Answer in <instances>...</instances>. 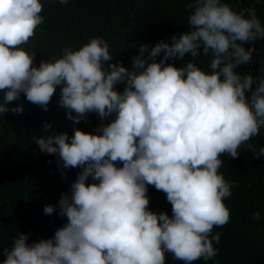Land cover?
I'll return each instance as SVG.
<instances>
[{"label": "clouds", "instance_id": "9594fccd", "mask_svg": "<svg viewBox=\"0 0 264 264\" xmlns=\"http://www.w3.org/2000/svg\"><path fill=\"white\" fill-rule=\"evenodd\" d=\"M186 7L189 30L171 43L140 44L131 68L113 63L99 36L36 66L30 39L44 22L42 3L0 0V114L22 113V104L8 107L21 94L47 111L59 86L58 106L74 124L89 113L114 117L95 133L73 128L71 137L42 125L51 131L34 138L40 151L58 156L62 169H81L69 193L43 208L67 222L31 243L30 232L19 233L10 249L0 248L2 264H166L169 253L193 264L216 257L220 234L213 229L229 223L223 201L237 186L219 171L221 157L238 158L242 145L264 157V147L248 143L264 127V78L237 71L252 62L264 26L254 7L235 11L224 0H188ZM186 54L182 66L171 62ZM210 54L205 71L196 61ZM148 186L166 195L171 216L149 209Z\"/></svg>", "mask_w": 264, "mask_h": 264}, {"label": "trees", "instance_id": "16d2710c", "mask_svg": "<svg viewBox=\"0 0 264 264\" xmlns=\"http://www.w3.org/2000/svg\"><path fill=\"white\" fill-rule=\"evenodd\" d=\"M40 2L44 22L30 39L36 52V66L41 60L58 58L64 47L77 50L90 38L99 36L109 43L112 62H122L123 66L131 68V57L138 54L140 44L171 43L172 35L189 30L188 0H69L66 5L58 0ZM224 2L232 5L235 11L254 7L264 26V0ZM24 47L27 49L28 45ZM252 47V62L237 71L264 78V38L258 39ZM189 59L186 54L184 60L171 62L182 66ZM211 59V54L201 55L196 63L210 71ZM117 90L122 91L123 85H118ZM2 95L0 92V98ZM59 96L57 86L48 110L44 111L21 94L20 99L8 107L22 104V113L0 114V248L10 249L13 238L19 233H31L28 243L51 238L54 231L67 222V218L60 217L57 212L45 215L43 208L46 204L56 205L61 193H69L81 169H62L58 156L40 151L34 138L46 136L51 131H42V125L48 122L55 131L66 132L71 137L73 128L95 133L101 123L106 124L114 118L101 121L96 113H89L85 120L74 124L66 119V110L58 106ZM248 143L257 150L264 147V127ZM238 152L240 156L236 159L227 155L221 157L224 164L219 171L237 186L223 201L230 210L229 223L213 229V235L220 234L219 244H214L217 255L208 261L201 258L193 264H264V157L254 158L247 145H242ZM61 170L66 172V178L61 177ZM88 182H92L91 178ZM148 196L151 211L171 216V205L163 192L148 186ZM256 211L260 213L258 221L252 219ZM5 258L0 253V264ZM166 264H183V261L169 253Z\"/></svg>", "mask_w": 264, "mask_h": 264}]
</instances>
